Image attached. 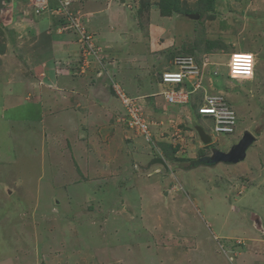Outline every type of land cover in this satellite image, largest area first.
<instances>
[{"label": "rangeland", "instance_id": "rangeland-1", "mask_svg": "<svg viewBox=\"0 0 264 264\" xmlns=\"http://www.w3.org/2000/svg\"><path fill=\"white\" fill-rule=\"evenodd\" d=\"M213 1L54 0L48 13L55 43L41 38L31 0H15L10 13L2 9L0 264H239L222 247L232 235L254 237L246 216H233L222 193L212 197L197 183L213 173H184L194 167L192 160L211 156V147L228 152L240 132L215 133L213 122L197 115L194 103L202 93H188V84L181 83V94L173 87L178 105L158 88L161 73L172 65L188 68L184 81L205 94L229 93L223 98L237 108L239 128L257 142L244 162L217 165L218 171L237 176L234 184L264 188V0ZM12 17L17 30L10 35ZM73 23L78 33L58 31ZM86 36L88 46L100 51L101 66L85 55ZM43 42L53 47L45 54L39 50ZM59 42L75 45L78 56L61 57L66 51L56 48ZM233 52L255 54V77L229 81ZM33 62L39 67L29 70ZM45 67L53 69L39 78ZM64 75L69 78L62 85ZM25 78L35 82L29 86ZM125 95L137 97L140 109L132 111L129 124L141 114L152 140L141 130L127 134L121 118L127 108L120 101ZM198 124L212 144L202 143ZM150 157H162L168 169L148 167ZM179 165L187 169L179 171ZM239 207L264 220V192L249 193ZM215 235L222 242L213 246Z\"/></svg>", "mask_w": 264, "mask_h": 264}, {"label": "clouds", "instance_id": "clouds-1", "mask_svg": "<svg viewBox=\"0 0 264 264\" xmlns=\"http://www.w3.org/2000/svg\"><path fill=\"white\" fill-rule=\"evenodd\" d=\"M8 1L9 0H0L1 11H2V9H5L4 4H6ZM31 1L33 3V6H34V15L37 17H40L44 13L49 11V9L52 6V2L54 0H49V4H48L47 8H45L43 10L41 9L39 12L36 11V5L34 3V0H31ZM58 1H62V0H58ZM196 15L199 16V19H194V21L200 20L199 14H190L189 16H196ZM73 25H74V23H73ZM59 28H61V27H59ZM75 28H76L75 26L69 27L70 30H73V31H75V33H78ZM58 31L61 33L63 31V28L58 29ZM83 47L85 48V55L87 56V58H89L90 60H93V59L96 60L98 63H100V66H101L102 58L100 56V51H97L96 49H92L93 47H89L88 45H86L84 43H83ZM236 53H241V54H236ZM229 55H230L229 61L226 65L228 68V74L227 75H228L229 81H231V80L245 81V80L236 79L238 77L239 78H249V79L251 78L252 75H253V77H255L254 76L255 70H256V56H255V54H253L252 52H233ZM91 62H93V61H91ZM178 66H180V65H178ZM171 67H172V65L170 66L169 69H165V72L161 73V76H160V79L158 82V88L160 89L159 95L165 97V99H170L171 101H169V104H172V103H170L172 101L174 102V96H176V93H174L173 87H174V89H177V90L180 89L178 92H179V94H181L182 93L181 90H183V88H179L181 83L184 85L188 84L187 88H186L188 90L187 91L188 93H197V92H198L197 94L202 93V96L200 97V100H199L201 103L200 102L194 103L196 106H198L197 115L200 117L201 116L206 117L209 120H211L214 124V132L215 133L235 137L240 132V137L233 143V145L230 147V150L228 152H230L231 149L235 145H238L240 143V141L243 139L245 133H247V132L250 133L256 139L255 143L257 142V137L254 134H252L248 130L244 131V130H241L239 128L240 123H239V117H237V112H236L237 108L234 107L231 100L228 99L226 101L223 98V96H228V98H229V95H228L229 93L227 94L226 91H223V89H220V90H216L217 93L219 94L218 96H211V95L205 94L202 92L203 90L200 91V90H197L195 88L196 84L193 85L191 82L188 83V80L184 81V79L186 77V73L189 71L188 68L177 69V68H171ZM201 68L202 67L200 65L199 66L197 65L193 68V71L196 72L197 76L199 74H201V72H202ZM253 79H251V80H253ZM119 86L120 85H113V88L119 89ZM166 88H170L171 91L166 90ZM137 90L139 91V87L137 88ZM194 97H196V96H194ZM130 98L131 97L126 96V95L122 96L120 98L121 99L120 101H122V103H125L126 104L125 107L127 108L126 111L124 110L126 113L125 114L123 113L121 116V118H125L122 123H123V126L126 127V129L128 131L127 134H129L130 131L136 132V130H141L144 133H146V138L148 140H150V139L152 140V137L148 132V131H150L149 125H146L142 121V119H144V118L141 117V114L138 115V119L136 122H132L131 124H129V121L131 120L132 111L133 110L138 111V112L140 111V109L137 107L138 104L135 103V99L137 97H135V98L133 97L131 99ZM232 98H234V97H232ZM174 104H176V103L174 102ZM186 104L190 105L191 104L190 100H188L186 102ZM194 104L192 103V105H194ZM176 105H178V104H176ZM129 111H130V113H128ZM197 127H201L202 130L212 139L211 135L202 126H200L198 124ZM197 133H198V131H197ZM198 136L200 138L199 133H198ZM200 140H201V138H200ZM202 143H203V141H202ZM210 144H212V142ZM210 144H208V145H210ZM253 145L248 149V151L253 147ZM149 148H151V147H149ZM211 148H212L211 149L212 155L211 156H204L199 160H195V159L192 160L191 166H194V167H192L190 170H192L193 168L196 169L198 167H206V166L215 167L217 165L224 164V163H219L217 165H208L207 160L213 156V152L215 150L222 151L224 153H228V152L223 151L222 149H219L217 147H211ZM151 150H153V148H151ZM248 151H247V153H248ZM247 156H248V154H247ZM247 156H246V158H247ZM157 159H161L164 162V164L153 163V161H155ZM244 161H242V162H244ZM242 162H240V163H242ZM240 163H238V164H240ZM156 165H161V166L165 167L166 169H168V163L162 157H156V158L150 157V162H149V164H147V166L152 167V166H156ZM225 165H237V164H225ZM146 168L142 167V169H145V170H146ZM136 169H138V167ZM178 169H179V171H181V170L187 169V167L179 165ZM258 184L259 185H256V186L260 187L262 190H264V188L262 187V184H260V183H258ZM241 187H245V185L241 184ZM241 187H239L240 188L239 190H241ZM205 190H206V188H205Z\"/></svg>", "mask_w": 264, "mask_h": 264}, {"label": "crops", "instance_id": "crops-1", "mask_svg": "<svg viewBox=\"0 0 264 264\" xmlns=\"http://www.w3.org/2000/svg\"><path fill=\"white\" fill-rule=\"evenodd\" d=\"M7 4H8V6H7V8L5 7V9L8 10V12H6V13L13 12L14 9H15V6H16L15 0H9L7 2ZM0 12H1V9H0ZM99 14L101 15L102 13L100 12ZM106 14L104 15L105 17H106ZM50 15L51 14L46 12L42 16L38 17L39 18V22L38 23L36 22L37 23L36 24V28L39 29L40 28L39 26L42 25L41 28L42 27L43 28L39 31L40 35H41V38L48 37L47 38L48 40L50 39L53 43H55V41L53 40L52 37H54L56 40L58 39V37L56 35L54 36L52 31L49 30V27H51V25H53L52 19L50 18ZM5 20L6 19H2L1 22L5 21ZM8 20H11V22H10L11 24H10V26L8 27V29L6 31L9 32V34L11 35L12 32H15L17 30L16 29L17 25H16V28H15V24H12V22L14 21L13 17H12V19L9 18ZM1 22H0V24H1ZM19 27L24 29V27L22 25H19ZM59 27L63 28V31H67V29H69L70 26L67 27V28L65 27V25L59 26ZM61 28H58V29H61ZM56 29H57V27H56ZM56 29H54L53 31L55 32ZM22 31H20V32H22ZM70 33L72 34V33H74V31L70 30L69 34ZM52 48H53L52 44H46V43L43 42L40 45L39 50H40V53L45 54V53H48L49 50L52 49ZM56 48L57 49L59 48L62 51H66L63 54V56H61V57H64V59L65 58L66 59L67 58L68 59H74L75 56H78V53H77L78 51H77L75 45H72V44L69 45L68 44V46H67V45H64V44H60V42H59L56 45ZM78 48H80V47H78ZM37 54L39 55V53H37ZM2 56H4L3 53H0V58H2ZM38 57H40V56H38ZM33 66L39 67L36 63L33 62V64H31L30 67L28 66L29 70H30V68H33ZM53 67H50L49 70L45 67V70L42 73L40 72L41 74L39 75V78L41 76L43 77L42 74H45V73L48 74V72H51ZM125 72H127V71H125ZM36 73H38V72L34 71V74H36ZM12 74H15V73H12ZM27 78H25V79H26V82L29 83L28 84L29 86H30V84L35 82V80L34 81L30 80V79L28 80ZM67 78H69L68 75H64L63 76V80L58 79L59 80L58 83H61L62 85L65 84L64 82L67 81L66 80ZM43 80H45V79H43ZM11 81H14V80H9L8 82H11ZM61 87H63V86H61ZM27 91H28V86H27ZM56 91H59V90H56ZM96 107L97 106L94 107L97 110L96 112L101 113ZM115 143H116V147H115L116 150L117 151L121 150L122 147L118 146V145H120L119 141H115ZM150 150H151V148H150ZM79 158H80V160L83 161L86 158V156H84V154H83V155H80ZM77 161H78V156H77ZM215 168H217V169L207 168V167H198V168L194 169V171L186 170V172L184 173V176L192 175V174H195L196 171H203V170H208L209 173H213V175H211L212 178H210V180H207L204 177H200V179L197 178L198 182L197 181L196 182L199 185L204 186L206 188L205 193L210 192L209 194L212 197H215L214 194L216 192L222 193L223 197L225 198V201L227 203H230L229 210L232 213V215L236 216L237 218H240V219L244 218V217L241 218V216L245 215L246 218L244 219V222L245 221L249 222V224H250L249 229L254 233V237H250V238L249 237H244V236H241V237L238 236V237L235 238L233 235L230 236L231 239H227V241H231V243L229 245H226L225 247L224 246L222 247L224 252L226 253L227 257H229V260L232 261L233 263L239 262V264H245V262H247V260H251V261H256V263H258V264L260 262H261V264H264V220L258 214H253V215L243 214L241 208L239 207L241 202L244 200V197H246L249 193H252L254 195L255 194L262 195L264 190H262L260 187L252 186V185H250L248 187H241V185H240L241 183H239V182H237V184H234L233 180L234 179L237 180L238 179L237 176L235 177L234 175L221 174L218 171L219 166H216ZM181 171H183V170H181ZM201 178H203V180H201ZM177 179H178V182L183 185V180H182V177H181V173H179V175L177 174ZM215 181H217V182H215ZM214 185H219V187L220 186H224V188L223 189H217V188L214 187ZM181 187H183V186H181ZM236 187H238V188L241 187V190L238 191V188H236ZM225 224L227 226H229L230 221L229 220L226 221ZM207 225L213 226L209 222H207ZM239 226H245V225L240 224ZM220 241L222 242V238L218 237V235H215L213 238L210 239V244L215 246V245H218L220 243ZM223 241H225V240H223ZM200 255L202 256L201 258H203V260L205 261V255L203 253H200Z\"/></svg>", "mask_w": 264, "mask_h": 264}, {"label": "water", "instance_id": "water-1", "mask_svg": "<svg viewBox=\"0 0 264 264\" xmlns=\"http://www.w3.org/2000/svg\"><path fill=\"white\" fill-rule=\"evenodd\" d=\"M192 19H199V16H192ZM198 133L204 144L208 145L212 142V139L202 130L201 127H197ZM256 139L250 134L245 133L243 139L238 145H235L230 152L224 153L222 151L215 150L213 156L207 160L208 165H217L219 163L224 164H238L246 159L248 149L255 143ZM153 163L164 162L161 159L153 161Z\"/></svg>", "mask_w": 264, "mask_h": 264}, {"label": "built area", "instance_id": "built-area-1", "mask_svg": "<svg viewBox=\"0 0 264 264\" xmlns=\"http://www.w3.org/2000/svg\"><path fill=\"white\" fill-rule=\"evenodd\" d=\"M34 3L36 5V11L39 12L41 9L43 10V9L47 8V6L49 4V0H34ZM74 26H75V24L71 25L70 27H74ZM75 29L77 32L79 31L78 27H76ZM89 40H90L89 36H86L85 41H83V43L86 45H89ZM90 47H92V46H90ZM236 54H241V53H236Z\"/></svg>", "mask_w": 264, "mask_h": 264}, {"label": "trees", "instance_id": "trees-1", "mask_svg": "<svg viewBox=\"0 0 264 264\" xmlns=\"http://www.w3.org/2000/svg\"><path fill=\"white\" fill-rule=\"evenodd\" d=\"M211 1H213V0H211ZM208 2H210V0H208ZM214 2V1H213Z\"/></svg>", "mask_w": 264, "mask_h": 264}]
</instances>
